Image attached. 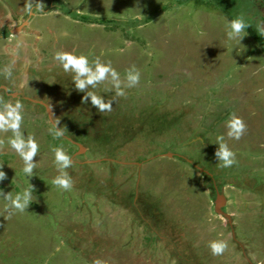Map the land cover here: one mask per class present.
<instances>
[{
	"label": "rangeland",
	"instance_id": "374dc122",
	"mask_svg": "<svg viewBox=\"0 0 264 264\" xmlns=\"http://www.w3.org/2000/svg\"><path fill=\"white\" fill-rule=\"evenodd\" d=\"M222 1L0 0V264H264V43L225 13L264 33V0Z\"/></svg>",
	"mask_w": 264,
	"mask_h": 264
},
{
	"label": "clouds",
	"instance_id": "9594fccd",
	"mask_svg": "<svg viewBox=\"0 0 264 264\" xmlns=\"http://www.w3.org/2000/svg\"><path fill=\"white\" fill-rule=\"evenodd\" d=\"M30 7L28 8V11L30 12ZM243 27L242 23L239 20H234L231 23V29L234 33H239L241 28ZM61 35H66V33L62 32ZM60 59L63 61V67L68 68L69 66H72L74 69H76L79 73H85L89 72V68L87 67L88 61L87 58L83 55H74L70 52H65V51H57L53 54V59ZM106 72H111V75L113 79L116 78L117 73L115 71H111L109 67L105 65H101L100 63L95 64V72L90 73L87 81L81 80L78 81V86L83 88L84 84L91 83L92 81H97L101 80L104 78ZM125 78L129 82V86L131 87L132 85H135L138 82L139 79V72H126ZM119 92V88L117 89ZM92 103L97 105L100 109H108L109 105L102 103L101 100L96 97L92 96ZM7 108V111L5 113H0V127H8L11 129H17L19 126V122L21 120L20 114L17 112V109L20 107L19 103L15 105V107L11 105H5ZM230 131L228 135L233 138H239L240 135L242 134L245 125L239 119L238 117L231 116V118L228 121ZM10 145L15 148L17 151H20V154L24 157V159L27 161L29 160L35 151L37 150L36 144L30 139L28 141V150L23 151L24 147V142L20 140L19 138L13 139L9 141ZM218 156L221 157L223 161V165L225 167L233 164L235 162L234 160V153L226 147L224 144H221L220 151L217 153ZM55 157L59 161H63L65 164L68 163V155L65 154V152L62 150V148L57 147L55 150ZM31 166L29 165L28 167L25 168V172L29 170ZM54 184L60 185L62 187H67L66 181L60 178H57L53 181ZM26 195H25V201H26ZM14 203H16L14 201ZM17 208L23 209L24 204L23 203H16ZM211 252L213 255L219 254L223 251L225 248V244L223 241H210L208 244ZM92 264H103V262L99 259L94 260Z\"/></svg>",
	"mask_w": 264,
	"mask_h": 264
},
{
	"label": "trees",
	"instance_id": "16d2710c",
	"mask_svg": "<svg viewBox=\"0 0 264 264\" xmlns=\"http://www.w3.org/2000/svg\"><path fill=\"white\" fill-rule=\"evenodd\" d=\"M222 1V0H221ZM243 1V0H242ZM223 3H225V5L222 7V9H223V11H226L225 9L226 8H228V9H231V5H230V3H229V0H224V1H222ZM261 0H260V2L258 3V4H261ZM225 8V9H224ZM235 8V7H234ZM236 9V8H235ZM236 11H237V9H236ZM232 12V11H231ZM238 12V11H237ZM226 13V15L228 16V18H230L231 20H239L241 23H242V25H243V27H242V29H244L251 37H253V39L254 40H256L257 42H259V43H261L262 44V42L264 43V37H263V32H262V30L260 29V27L259 26H257L258 24H257V22L255 21V20H253L252 18H250L249 17V20L251 21H247V19H246V21H244V20H242L241 19V15H240V13L239 14H233V13H230V12H225ZM240 15V16H239ZM237 16H239V17H237ZM262 47H263V49H264V45L262 44L261 45ZM62 117H64V116H62ZM66 117V116H65ZM70 118H72V117H70ZM63 118H61L60 119V123H62L63 122ZM68 141V140H67Z\"/></svg>",
	"mask_w": 264,
	"mask_h": 264
},
{
	"label": "water",
	"instance_id": "95a60500",
	"mask_svg": "<svg viewBox=\"0 0 264 264\" xmlns=\"http://www.w3.org/2000/svg\"><path fill=\"white\" fill-rule=\"evenodd\" d=\"M80 147H82V146L80 145ZM218 199H220L221 201H223V198H222V197H220V196H219V198H218Z\"/></svg>",
	"mask_w": 264,
	"mask_h": 264
},
{
	"label": "flooded vegetation",
	"instance_id": "af4514ba",
	"mask_svg": "<svg viewBox=\"0 0 264 264\" xmlns=\"http://www.w3.org/2000/svg\"><path fill=\"white\" fill-rule=\"evenodd\" d=\"M54 112V111H53ZM59 124V123H58Z\"/></svg>",
	"mask_w": 264,
	"mask_h": 264
}]
</instances>
